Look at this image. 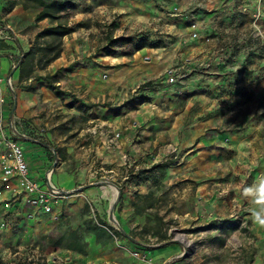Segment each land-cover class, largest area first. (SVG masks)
<instances>
[{"label": "rangeland", "instance_id": "374dc122", "mask_svg": "<svg viewBox=\"0 0 264 264\" xmlns=\"http://www.w3.org/2000/svg\"><path fill=\"white\" fill-rule=\"evenodd\" d=\"M65 1L68 8L62 14L74 27V32L63 38V48H89L85 58H90L93 51L96 55L104 52L102 48L109 44L110 37H128L129 41H116L110 55L123 58L127 64L134 61L136 55L135 62L153 72L129 94L135 96L149 84L153 95L161 96L156 100L146 95L140 98L141 103L145 101L141 110H158L155 117H146L143 124L148 130L141 153L143 159L136 163L133 155L123 154L124 161L130 163L129 183L126 184L131 188L129 202L143 219L125 232L140 239L151 252L178 244L182 260L186 258L183 264H253L255 235L247 207L240 210L232 207L236 203L233 197L248 186V165L239 160L235 149L222 147L221 160L204 168V175L209 180V189L219 191L222 196L226 195V201H231V209L219 216L196 211L197 201L191 194L196 192L198 185L194 179L186 177L191 167L185 165V147L181 142L187 136V125L203 119L196 114L193 116L200 110L201 102L204 103L202 95L222 90L230 101L233 95L240 94L239 100L232 104L244 113L243 110L249 109L253 92L264 90V13L261 12L256 21L252 17L254 8H262V4H254V0ZM174 6L180 9L177 13L173 12ZM193 21L200 30L196 38L190 35ZM48 23V20L44 21V24ZM139 42L145 45L137 49ZM199 45L210 47L209 61L191 68L187 65V52L192 46ZM68 55L67 61L71 63L80 59V53ZM36 72L49 73L47 70ZM201 73L215 78L222 76L228 83L224 87L216 83L207 87L200 83L191 86L189 77L196 74L200 77ZM18 87H28V77L19 79ZM74 89L78 92V88H70L71 91ZM168 93L171 95H166ZM79 98L74 94V99ZM257 102L264 103V97ZM90 104L89 101L81 102L75 108L82 111ZM226 112L230 120L225 117L222 123L213 121L206 134L236 127L239 122L236 116L233 117V110ZM84 119L85 116L80 115V122L76 124L87 126ZM229 135L222 134L223 138ZM84 136V143H89L88 133ZM81 140V137L76 138V147ZM156 164L159 166L154 167ZM137 179L142 180L145 187L141 192L132 189L136 187ZM100 180H103L100 185L109 183L99 177L96 181ZM7 183L9 187L3 188L0 166V264H49L52 253L58 249L84 254L92 238L97 242L112 238L124 240L123 231L115 227L110 212L109 215L106 210L99 213L86 201L80 206L69 202L65 211L55 213L54 207L59 200L50 212H44L55 214V218H50L48 230L28 246V206L33 205L28 204L25 193L20 192L17 178ZM118 201L112 203V211ZM127 251L133 264L140 261L132 255L133 249Z\"/></svg>", "mask_w": 264, "mask_h": 264}, {"label": "crops", "instance_id": "0c3cea01", "mask_svg": "<svg viewBox=\"0 0 264 264\" xmlns=\"http://www.w3.org/2000/svg\"><path fill=\"white\" fill-rule=\"evenodd\" d=\"M256 2L254 0L253 3ZM38 11L36 8H25L18 0H0V22L11 25L18 38L14 44L0 39V43H3L0 45L1 75H6L11 70L12 56L16 51L14 47L18 46L26 51L36 32L48 25L44 24L47 19L35 21ZM189 49V67L209 61L210 47L199 45ZM87 51L90 52L89 48L81 46L64 47L60 56L43 69L50 74L56 73V85L65 92L62 95H56L42 78H28V89H20L18 67L14 70L12 81L15 84V115L23 123L22 131L28 137L22 138L21 145L32 178L40 185H45L46 173L51 169V184L68 191L63 202L60 200L55 205V213L65 211L67 204L76 203L74 205L80 206L88 201L99 213L106 210L109 215L110 212L115 227L123 231L124 240L120 241L113 238L105 242L89 239L84 254L58 249L52 253L49 264H133L127 250L133 249L131 238H138L125 231L141 223L143 219L134 212L129 202L131 188L126 184L129 183L127 177L130 163L124 161L123 154L127 152L133 155L136 163L143 159L141 153L145 148L144 136L148 132L143 124L146 117H155L158 110H141L145 101L141 103L140 98L141 95H146L156 100L160 95H153L149 84L136 92L135 96L129 94L136 85L149 79L146 78L149 73H153L148 72L145 65L135 62L136 55L134 61L127 64L123 62V58L104 52L96 55L93 51L90 58H85ZM70 52L76 55L80 53L78 62L67 61ZM196 75H191L188 79L191 86L200 83L207 87L216 83L224 87L228 83L222 76L215 78L203 73L200 77ZM70 88H78V92L75 89L71 91ZM74 94L80 98L74 99ZM237 96L240 94L233 95L228 101L222 90L216 94L202 95L204 103L201 102L200 110L193 116L196 114L203 119L187 125V136L181 144L185 147V165L191 167L188 168L186 177L194 179L198 185L196 192L191 194L197 201L196 211L219 216L228 208L231 209V201H226V195L222 196L219 191L209 189V180L204 175V168L221 160L222 147L235 149L239 160L248 165V185L264 172V103L257 102L264 97V90L253 92L249 109L243 110L244 113L239 112L240 107L232 104L239 100ZM87 101L91 104L86 109L79 111L75 108L76 104ZM228 109L233 110V117L238 118L236 127L206 134V129L213 121L222 123L225 117L230 120L226 112ZM82 114L85 116L84 121L88 122L87 126L76 124L80 122ZM86 133L90 138L89 143H84ZM224 133L230 135L223 138ZM78 137L82 140L76 147ZM98 177L107 179L104 182L114 185L118 191L120 198L119 201L116 200L118 204L114 205L113 211L112 198L99 184L103 180L96 181ZM132 189L143 191V181L137 179L136 187ZM233 200L236 202L232 205L234 209L247 207L248 210L250 227L255 235L253 264H264V226L253 221L250 212L252 206L242 192L233 197ZM33 207L28 206V246L48 230L51 216L55 218V214H46ZM147 253L150 260H140L136 264H165L167 261H171L170 264H183L186 260H182L178 244H170L152 252L148 250Z\"/></svg>", "mask_w": 264, "mask_h": 264}, {"label": "built area", "instance_id": "2783aa9c", "mask_svg": "<svg viewBox=\"0 0 264 264\" xmlns=\"http://www.w3.org/2000/svg\"><path fill=\"white\" fill-rule=\"evenodd\" d=\"M262 4L252 11V17L256 21L261 12L264 13V0H257ZM173 12L177 13L180 9L177 6L172 7ZM191 37L199 36L198 26L195 21L191 23ZM0 39L5 42L18 41L16 31L6 22H0ZM11 44V43H10ZM14 56H12L11 70L6 75L0 74V166H1V184L3 188L9 187L12 178L19 180L20 192L25 193L27 202L30 205L37 206L43 212H50L53 205L59 200L65 198L68 191L60 190L53 186L50 181L51 169L46 173V184L40 185L30 176L29 168L24 156L21 145V138H28L22 131V122L15 115V84L12 81L14 70L19 66L23 59L25 50L20 47H14ZM173 78L171 77V81ZM1 193V191H0ZM19 196V194L17 195ZM131 238V237H130ZM133 243L132 255L144 262L150 260L147 255L146 245L139 239L131 238ZM171 262V261H170ZM169 261L165 264H170Z\"/></svg>", "mask_w": 264, "mask_h": 264}, {"label": "trees", "instance_id": "16d2710c", "mask_svg": "<svg viewBox=\"0 0 264 264\" xmlns=\"http://www.w3.org/2000/svg\"><path fill=\"white\" fill-rule=\"evenodd\" d=\"M18 3H21L25 8L31 7L39 10L35 15V21L47 19L49 22L48 25L36 32L28 51L25 52L24 58L20 61L19 79L21 80L24 76L28 78H42L56 95H62L65 92L56 85V73L38 74L36 70L45 69L53 60L60 56L63 49V38L74 31V27L62 14L68 8V3L65 0H18ZM129 39L128 37H110L109 44L103 46L102 49L106 54H110L112 45L116 41H129ZM144 45L143 42H139L136 48L139 49ZM157 166L159 164H156L154 167Z\"/></svg>", "mask_w": 264, "mask_h": 264}, {"label": "clouds", "instance_id": "9594fccd", "mask_svg": "<svg viewBox=\"0 0 264 264\" xmlns=\"http://www.w3.org/2000/svg\"><path fill=\"white\" fill-rule=\"evenodd\" d=\"M242 194L252 206L250 212L253 221L264 226V172L251 185L244 187Z\"/></svg>", "mask_w": 264, "mask_h": 264}, {"label": "bare ground", "instance_id": "6f19581e", "mask_svg": "<svg viewBox=\"0 0 264 264\" xmlns=\"http://www.w3.org/2000/svg\"><path fill=\"white\" fill-rule=\"evenodd\" d=\"M106 184V183H105ZM102 188H103V191L105 193H109L111 198H112V202H115L117 200V189L115 188L114 185L110 184V183H107V185H103L102 184Z\"/></svg>", "mask_w": 264, "mask_h": 264}, {"label": "water", "instance_id": "95a60500", "mask_svg": "<svg viewBox=\"0 0 264 264\" xmlns=\"http://www.w3.org/2000/svg\"><path fill=\"white\" fill-rule=\"evenodd\" d=\"M122 232V231H121Z\"/></svg>", "mask_w": 264, "mask_h": 264}]
</instances>
